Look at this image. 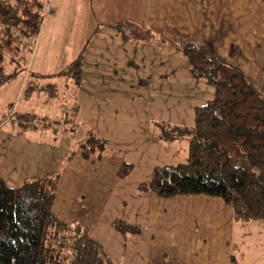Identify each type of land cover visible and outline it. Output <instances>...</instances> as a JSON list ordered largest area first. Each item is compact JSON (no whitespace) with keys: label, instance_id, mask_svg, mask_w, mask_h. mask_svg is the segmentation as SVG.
I'll use <instances>...</instances> for the list:
<instances>
[{"label":"crops","instance_id":"1","mask_svg":"<svg viewBox=\"0 0 264 264\" xmlns=\"http://www.w3.org/2000/svg\"><path fill=\"white\" fill-rule=\"evenodd\" d=\"M72 1L77 5L73 13L84 7L101 19L85 44L81 83L73 100L78 122L102 139L104 148L100 156L87 159L78 149L70 170L58 177L52 210L62 221L86 227L114 264H141L137 254L146 256V264H170L173 257L165 261L156 245L152 251L135 252V247L146 234L142 228L161 219L172 222L174 216L188 229L174 231L171 245L206 238V223L210 235L225 225L220 242L228 245L230 213L221 199L161 197L137 187L149 181L153 167L184 163L188 155L181 141L160 142L152 122L193 126L194 108L214 95L206 80L192 76L187 58L171 43L205 41L215 57L241 68L264 96V0ZM121 21L146 27L153 37L124 40L109 26ZM122 163L132 165L125 177L117 175ZM116 219L138 232L121 233L113 225ZM198 224L204 232L198 231Z\"/></svg>","mask_w":264,"mask_h":264},{"label":"trees","instance_id":"2","mask_svg":"<svg viewBox=\"0 0 264 264\" xmlns=\"http://www.w3.org/2000/svg\"><path fill=\"white\" fill-rule=\"evenodd\" d=\"M44 1L0 0V86L27 70L30 42L43 22ZM109 26L124 40L153 37L148 28L130 22ZM85 44L59 71L32 72L25 94L54 90V84L38 85L35 80L59 75L78 88ZM171 44L187 58L192 76L206 80L214 95L194 108L193 126L152 122L160 142L186 137L188 155L184 163L153 167L149 181L137 190L161 197H217L232 209L235 221H264V96L241 68L215 57L205 41ZM29 118L17 115L18 123ZM78 148L83 158L98 157L104 141L87 129ZM131 170V164L122 163L117 175L125 177ZM57 181L58 176L44 177L13 187L0 177V264H114L86 227L62 221L54 213ZM113 225L123 234L138 232L119 219ZM229 264H234L233 256Z\"/></svg>","mask_w":264,"mask_h":264},{"label":"rangeland","instance_id":"3","mask_svg":"<svg viewBox=\"0 0 264 264\" xmlns=\"http://www.w3.org/2000/svg\"><path fill=\"white\" fill-rule=\"evenodd\" d=\"M75 5L72 0L44 1L43 22L39 33L31 39L27 70L0 86V177L10 186L17 187L44 177H60L70 170L71 159L79 154L77 144L86 130L74 111L75 82L65 81L60 75L39 78L35 80L38 85L52 83L55 89L24 92L32 72L59 71L71 57L77 56L98 28L101 19L98 17L97 20L95 13H89L84 7L73 13L76 12ZM18 114L30 118L18 123ZM185 138L169 143L181 141L187 151ZM225 207L230 213L228 245L220 242L226 232L225 225L214 229L210 235L206 233L207 223L205 232L200 224L195 225L198 231L203 230L206 238H197L195 242L185 240L184 246L171 245L170 235L174 231L179 230L180 234L188 229L182 225V218L174 216L172 222L161 219L148 229L142 228L146 234L141 235L135 252L141 248L152 251L156 245L158 254L161 252L160 257L165 261L173 257L170 264H197L200 261L203 264H229L230 256H233L234 264H264V221H234L231 208ZM145 257L137 254V261L139 258L141 264H146Z\"/></svg>","mask_w":264,"mask_h":264}]
</instances>
